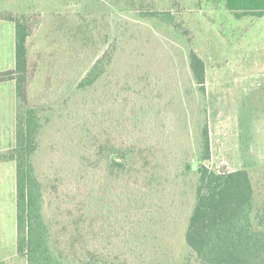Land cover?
I'll use <instances>...</instances> for the list:
<instances>
[{
	"label": "rangeland",
	"instance_id": "rangeland-1",
	"mask_svg": "<svg viewBox=\"0 0 264 264\" xmlns=\"http://www.w3.org/2000/svg\"><path fill=\"white\" fill-rule=\"evenodd\" d=\"M0 12L28 14L41 22L28 41L27 94L33 105L63 108L70 85L75 86L108 48L113 49L105 79L98 89L84 91V112L82 108L74 114L72 106L64 109L58 130L68 132L67 143H78L77 133L70 134L82 120L85 135L90 134L98 123V108L104 112L105 101L110 96L117 101L123 89L130 103L143 94L173 117L182 103L189 116L182 139L184 158L199 162L190 149L207 123L210 159L204 164L215 172L249 171L255 193L264 191V15L237 17L217 0H0ZM156 19H173L179 28ZM52 27L60 31L54 34ZM70 39L75 49L69 47ZM190 49L205 65L204 101L189 75ZM70 50L78 51L79 58ZM13 68L14 27L0 21V74ZM13 86L0 83V153L14 145ZM111 101L108 107L113 106ZM58 130L48 128L44 133L35 164L45 214L59 230L63 225L61 244L68 249L69 216L76 203L82 206L84 185L66 174V167L79 165L75 161L70 165L74 156L65 157L66 137ZM174 197L165 192L159 200ZM188 210L186 204L184 213ZM103 213L107 216L96 214L91 230L98 236L76 246L78 257H85V248L97 264H198L183 241L184 221L169 218L161 225L153 214L136 215L117 204L112 213ZM152 220L155 229L149 224ZM141 225L144 229L135 232ZM15 256V165L8 162L0 164V263Z\"/></svg>",
	"mask_w": 264,
	"mask_h": 264
},
{
	"label": "trees",
	"instance_id": "trees-1",
	"mask_svg": "<svg viewBox=\"0 0 264 264\" xmlns=\"http://www.w3.org/2000/svg\"><path fill=\"white\" fill-rule=\"evenodd\" d=\"M217 1L223 2L225 9L237 17L264 15V0ZM156 20L179 28L173 19ZM0 21L10 22L14 27V68L0 74V83L14 84V145L0 153V164L15 165L16 245V256L0 264H97L88 249L83 248L84 258L78 257L76 246L81 240L92 242L98 236L91 231L96 214L107 216L103 212L112 213L115 204L136 215L153 214L161 225L169 218L184 221L183 241L198 264H264V191L255 193L249 171L215 172L204 164L210 159L207 123L197 133L195 151L191 139L190 152L196 153L199 162L187 161L182 153L185 148L182 139L188 130L187 108L181 103L179 115L173 117L162 111L163 107L151 105L143 94L130 103L128 91L123 89L120 99L111 101L110 96L105 101L104 112L98 108L99 114L95 115L98 123L90 134L85 135L82 120L70 134L74 137L77 133L78 143H67L68 132L58 130L64 109L70 110L72 106L74 114L82 108L84 112V91L98 89L105 79L113 64V49L108 48L75 86L70 85L63 108H45L33 105L27 94L31 64L28 41L41 22L28 14L7 12H0ZM51 31L55 34L60 29L52 27ZM55 41H59L56 36ZM73 41L69 40V47L75 49ZM70 52L79 58L78 51ZM187 65L191 82L204 101V62L190 49ZM76 101L81 105L77 106ZM110 101L113 106L108 107ZM48 128H57L66 137L65 157L74 156L70 165L74 161L79 165L66 167V174L84 185L82 206L76 203L70 212L68 249L61 244L63 225L59 230L57 222L45 214V195L36 171L42 136ZM54 143L58 144L56 140ZM164 152L166 156H162ZM165 192H172L174 200H159ZM186 204L189 210L184 213ZM149 224L156 228L154 220ZM143 229L141 225L135 232Z\"/></svg>",
	"mask_w": 264,
	"mask_h": 264
},
{
	"label": "crops",
	"instance_id": "crops-1",
	"mask_svg": "<svg viewBox=\"0 0 264 264\" xmlns=\"http://www.w3.org/2000/svg\"><path fill=\"white\" fill-rule=\"evenodd\" d=\"M13 91H14V86H13Z\"/></svg>",
	"mask_w": 264,
	"mask_h": 264
}]
</instances>
